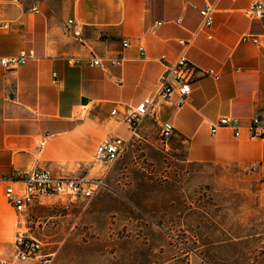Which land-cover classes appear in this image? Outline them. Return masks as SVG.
Here are the masks:
<instances>
[{
    "label": "crops",
    "instance_id": "0c3cea01",
    "mask_svg": "<svg viewBox=\"0 0 264 264\" xmlns=\"http://www.w3.org/2000/svg\"><path fill=\"white\" fill-rule=\"evenodd\" d=\"M255 1L0 0V62L34 52L16 70L0 64V263L41 264L14 259L16 234L21 229L41 240L29 231L35 212L85 202L54 198L25 220L6 201L5 177L47 169L89 181L95 162L115 163L96 159L98 145L110 135L122 138L127 151L137 139L156 143L161 127L170 122L172 140L183 144L188 162L253 165L264 175V137L250 134L255 117L263 118L264 130V47L242 41L245 35H264V17L248 14ZM207 6L214 9L213 25L202 28L201 11ZM181 40L191 44L185 48ZM182 55L197 70L191 95L180 108L176 97L159 103L132 140L124 122L127 109L156 95L164 58L175 64ZM121 57V66L110 61ZM93 58L103 60L102 66L91 68ZM225 117L240 121V137L231 128L211 132ZM124 126L125 138L118 134ZM96 195L86 200H93L88 229L107 232L105 220L127 206ZM96 215L103 216L102 224L95 223ZM45 253L52 257L50 264H111L116 254L107 247H58ZM204 262L210 264L199 254L188 258V264Z\"/></svg>",
    "mask_w": 264,
    "mask_h": 264
},
{
    "label": "rangeland",
    "instance_id": "374dc122",
    "mask_svg": "<svg viewBox=\"0 0 264 264\" xmlns=\"http://www.w3.org/2000/svg\"><path fill=\"white\" fill-rule=\"evenodd\" d=\"M118 134L127 137L126 127ZM105 173L109 188L94 199L121 200L127 210L105 220L107 232L88 229L93 200L37 211L29 231L46 250L107 247L116 252L111 264H188L192 254L210 264H262L264 175L257 166L195 164L172 138L166 145L137 139L114 164L95 162L86 180Z\"/></svg>",
    "mask_w": 264,
    "mask_h": 264
},
{
    "label": "built area",
    "instance_id": "2783aa9c",
    "mask_svg": "<svg viewBox=\"0 0 264 264\" xmlns=\"http://www.w3.org/2000/svg\"><path fill=\"white\" fill-rule=\"evenodd\" d=\"M33 12H37L38 8H32ZM214 9L207 6L201 11L202 28L211 27L213 25ZM249 16L254 19L264 17V0H256L251 6ZM73 21H68L66 29L69 31ZM8 26H3L7 29ZM78 32L75 36H79ZM243 42H250L256 46L264 47V35H245ZM180 44L187 48L191 42L184 40ZM128 43H124L127 47ZM144 52V48H139ZM34 58V52H21V54L12 59H3L0 64L5 69L16 70L18 67L26 64L30 59ZM113 65L121 66L124 59L117 58L110 60ZM165 70L160 78L159 89L155 96L145 99L139 106L130 107L125 114L124 122L132 133V140L136 138L140 125L143 120L152 115L159 103L172 102L176 97L177 107H182L192 92V82L195 79L196 68L191 65L185 55H182L175 64H170L163 59ZM103 60L93 58L89 62L91 68L102 66ZM56 78V75H54ZM57 84V80H54ZM263 118L255 117L250 126V134L252 138H263L264 130L261 125ZM240 121L233 117L222 118L217 124L211 126V132L216 134L220 128H231L234 130L235 137H240ZM175 132L174 126L170 122H165L161 127L160 141L164 145L173 137ZM133 142V141H132ZM126 151V142L116 135H110L105 138L97 147L96 159L101 162H116ZM5 181L9 183L5 191L7 203L15 210L20 217L29 220L33 209L38 205H44L49 200L57 198L59 200L82 201L92 198L94 195L109 187L106 180L97 178L92 181L71 179L56 176L50 170H34L26 173H16L12 176H6ZM21 225V224H20ZM15 254L14 259L19 261L34 260L41 264H50L52 257L45 253L46 244L42 240L29 237L27 232L20 229L14 239ZM0 264H11L7 260H3ZM207 264V263H203ZM264 264V260L262 262Z\"/></svg>",
    "mask_w": 264,
    "mask_h": 264
}]
</instances>
